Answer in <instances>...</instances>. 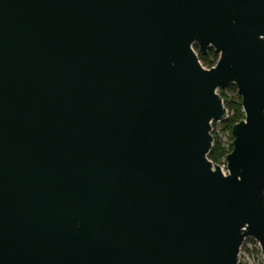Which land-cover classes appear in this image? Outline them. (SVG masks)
Listing matches in <instances>:
<instances>
[{
    "label": "water",
    "instance_id": "1",
    "mask_svg": "<svg viewBox=\"0 0 264 264\" xmlns=\"http://www.w3.org/2000/svg\"><path fill=\"white\" fill-rule=\"evenodd\" d=\"M247 236L264 264V0H0V264H238Z\"/></svg>",
    "mask_w": 264,
    "mask_h": 264
},
{
    "label": "trees",
    "instance_id": "2",
    "mask_svg": "<svg viewBox=\"0 0 264 264\" xmlns=\"http://www.w3.org/2000/svg\"><path fill=\"white\" fill-rule=\"evenodd\" d=\"M193 48L202 66L206 68H210L215 64L218 58V54L213 50V48L210 47L206 53H201L198 50L196 44H193ZM218 93L223 100L224 106L227 108V117L221 120L220 122L223 125V128L228 131V136L230 140H232V136H231L232 125L238 122L240 119L244 118V113L242 111V106H241V98L234 84H229L227 87L219 89ZM214 123L215 122H212V126ZM211 133L213 135V142L207 154V157L212 161V163H219L221 158H223L225 154L231 150L232 142H230L225 147L220 142L217 134L213 132V130L211 131Z\"/></svg>",
    "mask_w": 264,
    "mask_h": 264
},
{
    "label": "rangeland",
    "instance_id": "3",
    "mask_svg": "<svg viewBox=\"0 0 264 264\" xmlns=\"http://www.w3.org/2000/svg\"><path fill=\"white\" fill-rule=\"evenodd\" d=\"M218 90H217V92H218ZM212 130H213V132H215L217 134L220 142L225 147L230 142H232V140H230V138L228 136V131L223 128V125L221 124L220 121H217L213 124ZM216 164L219 165V167L221 168V170L224 173H226L224 157L221 158L220 162L216 163ZM238 263H240V264H261V252L259 249V245H258L257 241L254 240V238L247 236L243 239V242H242L240 249H239Z\"/></svg>",
    "mask_w": 264,
    "mask_h": 264
}]
</instances>
